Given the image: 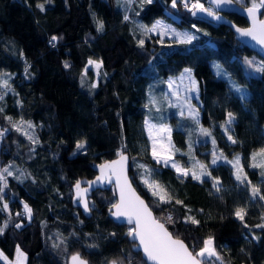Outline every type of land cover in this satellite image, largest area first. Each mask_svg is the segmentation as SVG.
Instances as JSON below:
<instances>
[{
  "label": "trees",
  "instance_id": "trees-1",
  "mask_svg": "<svg viewBox=\"0 0 264 264\" xmlns=\"http://www.w3.org/2000/svg\"><path fill=\"white\" fill-rule=\"evenodd\" d=\"M191 6L183 0L176 7L172 0H0V172L14 169L3 173L6 185L0 181V249L9 258L19 247L27 264H72L76 254L87 264H147L129 240L133 227L110 218L113 186L93 192L90 215L73 203L78 180L94 178V165L126 153L132 182L175 236L194 254L213 239L221 259L203 258L205 264H264V168L253 167L264 163L260 155L253 160L264 149V59L228 26L193 17ZM160 18L197 32V41L169 45L145 30ZM90 60L103 66L96 84ZM186 67L199 82L201 102L191 154L187 126L173 131L174 157L193 171L181 176L153 159L145 119L166 99L170 77ZM140 160L155 170L165 200L141 179ZM25 204L31 216H22ZM241 208L243 220L235 215ZM0 264L6 263L0 258Z\"/></svg>",
  "mask_w": 264,
  "mask_h": 264
},
{
  "label": "snow or ice",
  "instance_id": "snow-or-ice-1",
  "mask_svg": "<svg viewBox=\"0 0 264 264\" xmlns=\"http://www.w3.org/2000/svg\"><path fill=\"white\" fill-rule=\"evenodd\" d=\"M150 3L151 0H148ZM238 3H241V0H237ZM184 7L188 8V2L187 0H183ZM213 3L217 5V7L220 6L221 3H231V0H213ZM172 6H177V0H172ZM243 3H241V7H243ZM37 7L41 9V11L44 10L43 4H38ZM260 8H264V0H260L259 3L256 2V0H253L251 7H248L247 13L252 18L253 26L249 29H237L238 32H240L243 36H250L253 40H256L259 44L264 45V20H257V12ZM198 9L201 12H207L209 16H213L214 13L210 9H205L203 4L199 3V0H196L195 3L192 4L191 9ZM195 14V12H193ZM125 20L128 19L127 16L124 17ZM141 28H145L144 25L140 26ZM99 28H103V24L101 23L99 25ZM147 32H153L160 30L161 36L166 35L169 31L172 32L175 36H181L182 35V42H191L194 37L191 34L184 33H176L175 30L170 29L168 26L163 25L160 21H157L156 24L152 25L151 28L145 29ZM53 40H56V37L52 38ZM139 43L143 45L144 41L140 40ZM54 46V45H53ZM90 64L95 63L93 61H89ZM66 67L68 65H65ZM96 67L99 68L100 64H96ZM186 72H190V70H185ZM4 87H7V81H4ZM237 91L239 89L237 88ZM2 99V97H0ZM2 111V109H0ZM229 120L226 123H231L233 119V114L229 113ZM11 119V118H9ZM31 127V125H29ZM19 131V128L17 129ZM161 132L170 131L166 127H161L159 129ZM205 135H210V133L206 129H202ZM151 132V127H150ZM3 133H0L2 135ZM31 139V137H30ZM229 139L231 140L232 137L229 136ZM235 143V141H233ZM215 143V141H213ZM155 144L156 141L153 142V149H154V159L157 158L155 155ZM78 148H83L84 144L81 142L77 145ZM256 155H260L264 157V149H261L259 153L253 154V160H255ZM124 157L121 156L120 161H114L110 164L101 165V176L97 177V180L106 178L105 177V170H108V177L116 176L117 180V186L120 189V200L119 203L113 205V207L116 209V211L113 213L114 216L117 217H127L128 222L132 223L133 219L135 220V227L131 229L128 233L129 236L134 237L135 239H138L140 242V246L143 247V251L147 257L148 260H151L155 262V264H205V261L203 258L205 257H216L217 260H220L221 257L217 253L214 244L213 239L209 237L203 242V247L193 255L192 251H189L188 247L185 245V243L180 239L173 238V235L165 228L164 224L159 223L156 219L153 218L152 213L149 211L147 206L144 204V202L135 195V192L131 189L130 184L127 181V177L123 174V162ZM165 160V163H167V158H163ZM159 162V160H158ZM212 163H216V160L214 159ZM259 166L261 168H264V163H261L259 165L253 164V167ZM143 167V166H141ZM173 167H177L175 164H173ZM202 169L205 167L204 165L200 166ZM236 167L238 169L237 171V180H241L240 175V168H239V158H236ZM178 171H182L178 168ZM3 173H7L8 175H12L11 171H9L8 168H4L2 172H0V181L6 180L3 175ZM186 174V173H185ZM208 174V173H203ZM264 175V173H262ZM194 178H198L195 176V173L193 174ZM246 178V177H245ZM146 184L149 183L148 180L144 181ZM94 183V182H93ZM219 184V181H216V183L213 185L214 187H217ZM151 189H153V195H159L161 200H165V195H161L160 192L156 191V188H159V185H155V182L149 185ZM76 189H77V195L81 196L84 191L80 188V182L77 181L76 183ZM2 191V189H0ZM217 191H219V187H217ZM253 196L257 195L259 193V189L256 187H253L252 189ZM261 199H264V196L260 197ZM170 200L171 198L168 197ZM177 203H181L180 201H177ZM7 204L4 205V208L7 209ZM84 208L87 211L88 210V204L87 201H84ZM24 211L29 216H31V208L27 204L24 205ZM235 215L243 220L244 218V209H237ZM188 220H190L192 223H199V221L195 220L193 217H188ZM168 221L171 222L172 218L168 217ZM6 226V225H5ZM17 227H20V225H16ZM4 229L0 227V234H2ZM17 254H18V260L19 257H22L24 254L21 252L19 247H17ZM2 256V254H0ZM6 259V258H5ZM72 264H87L86 261L82 260L79 256V254L73 255L71 257ZM111 264H118L116 260H113Z\"/></svg>",
  "mask_w": 264,
  "mask_h": 264
},
{
  "label": "rangeland",
  "instance_id": "rangeland-1",
  "mask_svg": "<svg viewBox=\"0 0 264 264\" xmlns=\"http://www.w3.org/2000/svg\"><path fill=\"white\" fill-rule=\"evenodd\" d=\"M256 2L259 3L260 1L259 2L256 1ZM193 3L194 2H192V4ZM199 3L203 4V6L204 5L209 6L205 1L204 2L199 1ZM241 3L247 4L246 0H241ZM172 17L174 19H178L174 16ZM157 21H160L163 25H166L170 29L175 30L176 33H180V34L188 33L196 37L191 42H182V35L179 37L175 36L172 34L171 31H169L166 35H163V36H161L160 30L151 32L154 35H159L161 41H164V42L168 41L169 45H171L172 42L179 43V44H191L197 41L199 37V34L197 32H194L190 29L182 27L171 19L160 18ZM156 22H154L152 25L156 24ZM152 25L149 26L148 28H151ZM90 61H93L95 63H92V64L89 63L87 65V68L92 69L93 72L95 73L96 75L95 84H96L102 72L103 66H102L101 61L99 60H90ZM213 63L214 62L212 61V64ZM96 64H100V67L97 68ZM213 67L215 68V65H213ZM186 69L190 70V72H186L185 71ZM4 81H7V80L4 79L2 81L3 87H4ZM200 102H201V99H200L199 82L194 75L193 69L190 67H186L180 75L176 77H170L167 83L166 99L164 97V99H161L160 102L157 103V106H155L154 108H149V113L151 117L148 115L145 119V128L149 136V140H150L149 145H150V150H151L153 159H154L153 142L155 140L156 141L155 155L157 158H155L154 160H156L157 162L159 160V163L172 167L181 176L192 174L193 171L190 168H188L186 165H183L179 160H177L174 157L173 131L175 129H184L183 128L184 125L187 126L188 148L186 152L187 154H191L192 147L199 138V136H197V133H196L195 125H197V123L200 120V110H199ZM186 115L190 117L191 119L190 122L188 121L183 122L182 119L186 117ZM150 127H151V132H150ZM161 127H166L170 131L161 132L159 131ZM24 130L25 132L29 134L33 133V129L29 127V125L27 124L24 125ZM1 136L2 135H0V142H1ZM163 158H167V163H165V160ZM173 164H175L177 167H173ZM137 165L139 167L143 166L141 167L143 168V175L141 179L143 181L148 180L149 181L148 185L155 182V185H159V188H156L155 190L160 192L161 195H164V189L161 186L159 179H157L156 177L155 170H152V168H150L147 164H145L141 160L137 162ZM178 168L181 169L182 171H178ZM13 170L14 169H11L9 171H11V173L13 174L14 173ZM21 252L24 255L22 257H19V260H18L17 251H16V255L14 258H9L0 249V254H2L0 258L6 264H27V255L23 250H21ZM205 258H209V257H205Z\"/></svg>",
  "mask_w": 264,
  "mask_h": 264
},
{
  "label": "water",
  "instance_id": "water-1",
  "mask_svg": "<svg viewBox=\"0 0 264 264\" xmlns=\"http://www.w3.org/2000/svg\"><path fill=\"white\" fill-rule=\"evenodd\" d=\"M205 2L209 6H204V8L210 9L214 13V15L209 16L207 12H201L198 9H193L192 10V16L193 17H198V18L210 21L214 24H220V25L228 26L233 31L235 38L241 44L245 45L250 50L256 52L261 58L264 59V45L259 44L256 40H253L252 37H250V36L241 35L240 32L237 31V29H242V30L243 29H249L253 26L252 18L248 15L247 10H246L248 7H251V5L243 4L244 6L241 7V3H238L237 0H231V3H221L220 6L217 7V5L215 3H213V0H205ZM262 10H263V8H260L257 12L256 18L258 21L264 20ZM193 12H195V14H193ZM228 14H236V15H239V16L245 18L247 21V25L246 26L238 25L228 16ZM121 156H123L125 158L124 162H123V174H124V176L127 177V181L130 184L131 189L135 192V195L138 196L144 202V204L147 206L149 211L152 213L153 218L156 219L159 223L164 224L165 228L173 235V238L182 240L185 243V245L188 247L189 251H192L190 249V247L188 246V244L182 238L175 236L173 234V232L167 227V225L157 217L156 213L151 208L148 201L137 190V188L135 187L134 183L132 182V180L130 178L131 158L126 153L121 154L120 156L116 157L115 159L107 160V161H104L102 163H98V164L94 165L93 167L97 172V175L94 178L78 180L80 182V188L82 190H86V191H84L81 196H78L77 195V189H76V183L77 182L73 185V203H74V205L76 207H79L82 210V212L84 213V215H90L91 209H90L89 198L91 197L93 192L98 190V189H101V190L109 189L112 186L115 188V192H116V196H117V201L115 204L119 203L120 189L117 186L116 176L113 175L110 178H107L108 177V170L106 169L105 170V177L106 178L97 180V177L101 176V165L110 164L114 161H120ZM84 201H87V204H88V210L87 211L84 208ZM115 211H116V209L112 206L110 208V214H109L110 218L115 223L129 225V226H132L133 228L135 227V220L134 219H133L132 223H129L127 217L114 216L113 213ZM128 237H129V240L131 242L135 243V249L142 253L143 258L145 259L146 263L147 264H155V262L147 259L146 255L143 251V247L140 246L139 240L135 239L132 236H128ZM193 255H195L194 252H193Z\"/></svg>",
  "mask_w": 264,
  "mask_h": 264
},
{
  "label": "built area",
  "instance_id": "built-area-1",
  "mask_svg": "<svg viewBox=\"0 0 264 264\" xmlns=\"http://www.w3.org/2000/svg\"><path fill=\"white\" fill-rule=\"evenodd\" d=\"M187 2H188V5H191L192 0H187ZM22 216H23V217L25 216V212L22 213Z\"/></svg>",
  "mask_w": 264,
  "mask_h": 264
},
{
  "label": "flooded vegetation",
  "instance_id": "flooded-vegetation-1",
  "mask_svg": "<svg viewBox=\"0 0 264 264\" xmlns=\"http://www.w3.org/2000/svg\"><path fill=\"white\" fill-rule=\"evenodd\" d=\"M205 6V5H204Z\"/></svg>",
  "mask_w": 264,
  "mask_h": 264
}]
</instances>
